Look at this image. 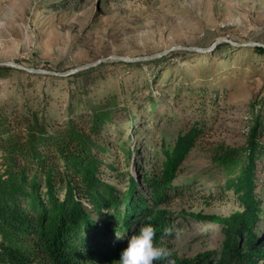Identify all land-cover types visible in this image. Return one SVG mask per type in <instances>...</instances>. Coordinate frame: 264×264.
Instances as JSON below:
<instances>
[{
  "label": "rangeland",
  "instance_id": "obj_1",
  "mask_svg": "<svg viewBox=\"0 0 264 264\" xmlns=\"http://www.w3.org/2000/svg\"><path fill=\"white\" fill-rule=\"evenodd\" d=\"M219 37L264 43V0H0V61L57 71L110 54L148 55L177 44L208 47ZM90 103L111 113L96 137L105 147V181L126 191L132 176L136 195L148 197L154 211L165 210L172 235L158 245L172 250L176 264L198 258L208 264V255L214 260L224 249L226 223L243 207L215 152L223 148L242 157L259 119L254 194L260 211L254 229L264 237V53L256 46L222 42L212 51L112 60L65 77L0 70V119L27 115L56 128L72 118L88 126ZM192 127L198 134L190 147L170 161L168 146L175 148L178 133ZM167 168L174 173L168 197L154 202L142 178ZM84 205L91 206L87 199ZM256 260L264 264L262 256Z\"/></svg>",
  "mask_w": 264,
  "mask_h": 264
},
{
  "label": "trees",
  "instance_id": "obj_2",
  "mask_svg": "<svg viewBox=\"0 0 264 264\" xmlns=\"http://www.w3.org/2000/svg\"><path fill=\"white\" fill-rule=\"evenodd\" d=\"M256 49L264 53L263 47ZM91 107L88 126L72 118L56 128H47L44 120L27 115L17 121L0 119V264H119L142 223L155 228L157 245L161 237H167L164 230L171 228L165 210L154 211L147 205L148 197L136 195L137 182L132 176L126 191L105 181L100 157L105 147L96 137L111 113ZM254 122L242 157H230L223 148L215 152L226 170L228 186L240 196L243 211L226 223L225 246L219 256L212 260L208 255L204 263L260 264L256 257L264 258V237L259 238L254 229L260 211L254 168L262 149L259 119ZM197 134L195 127L188 133L179 132L175 148L170 144V153L166 151L170 161L184 153ZM231 172L236 178H229ZM173 175L167 168L143 176L154 202L168 197L167 184ZM245 246H249L246 253ZM199 262L198 258L194 264Z\"/></svg>",
  "mask_w": 264,
  "mask_h": 264
},
{
  "label": "water",
  "instance_id": "obj_3",
  "mask_svg": "<svg viewBox=\"0 0 264 264\" xmlns=\"http://www.w3.org/2000/svg\"><path fill=\"white\" fill-rule=\"evenodd\" d=\"M222 42H227L230 43L233 46L236 47H245V46H260L264 48V43H261L259 41H247V42H238L235 40H232L230 38L226 37H219L215 39L210 46L208 47H199V46H191V45H173L159 53H154V54H148V55H139V56H127V55H116V54H110L105 57H100L95 61L77 66L75 68H72L66 72L63 71H57L54 69H49L45 67H34V66H28L22 63H17L14 61H0V67L6 66V67H11L15 68L27 73L31 74H39V75H47V76H57V77H65V76H70L73 75L77 72L84 71L91 69L99 64H102L107 61H122V62H127V63H132V62H137V61H143V60H149V59H154L158 58L164 54H167L173 50H186V51H198V52H207V51H212L215 49V47Z\"/></svg>",
  "mask_w": 264,
  "mask_h": 264
},
{
  "label": "clouds",
  "instance_id": "obj_4",
  "mask_svg": "<svg viewBox=\"0 0 264 264\" xmlns=\"http://www.w3.org/2000/svg\"><path fill=\"white\" fill-rule=\"evenodd\" d=\"M171 235V229L164 230V236ZM178 236L179 233H177ZM155 237L156 230L152 224L142 223L139 233L131 236L128 247L122 252L119 264H154V261H166L167 264H176L175 260L171 259L172 250L162 244L157 245Z\"/></svg>",
  "mask_w": 264,
  "mask_h": 264
}]
</instances>
